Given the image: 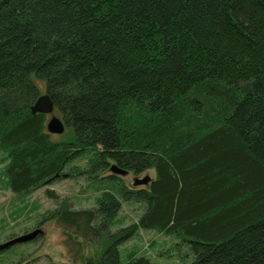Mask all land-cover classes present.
<instances>
[{
  "label": "trees",
  "instance_id": "trees-1",
  "mask_svg": "<svg viewBox=\"0 0 264 264\" xmlns=\"http://www.w3.org/2000/svg\"><path fill=\"white\" fill-rule=\"evenodd\" d=\"M45 94L65 142L31 111ZM0 153L19 196L86 156L76 174L112 185L49 215L75 263L124 264L120 246L156 231L186 264H264V0H0ZM112 165L155 178L99 179ZM124 203L144 212L112 232Z\"/></svg>",
  "mask_w": 264,
  "mask_h": 264
},
{
  "label": "rangeland",
  "instance_id": "rangeland-1",
  "mask_svg": "<svg viewBox=\"0 0 264 264\" xmlns=\"http://www.w3.org/2000/svg\"><path fill=\"white\" fill-rule=\"evenodd\" d=\"M40 86L44 87L42 83ZM55 115L60 117L56 113ZM50 119L51 115L48 116L47 124ZM71 134L72 131L66 129L63 135H53L52 140L58 143L65 142L69 140ZM4 157L0 153V245L34 232H38V235L26 243L9 247L0 255V264H81L72 261L65 244L66 236L53 219H48L49 215L59 209L63 201H67L74 210L94 209L104 191L111 192L112 185L108 182L95 181L86 174H76L77 169L89 168L90 157L86 156L75 160L65 169L64 175L55 179L52 184L29 195L19 196L7 185L3 172ZM146 174L155 178L152 170L141 176L129 173L127 176L119 177L123 184L131 188L136 177L142 178ZM108 175L110 171L101 173L98 178ZM141 188L144 187L136 189ZM143 212L144 207L140 204L124 203L117 225L113 227L112 232L137 223ZM81 241L87 256L95 254L101 248L98 242ZM179 243L176 238L170 239L156 231H140L138 237L120 246L119 251L124 264L128 260V255L133 252L138 256L149 257L157 264H186L189 252L183 246L177 247Z\"/></svg>",
  "mask_w": 264,
  "mask_h": 264
},
{
  "label": "water",
  "instance_id": "water-1",
  "mask_svg": "<svg viewBox=\"0 0 264 264\" xmlns=\"http://www.w3.org/2000/svg\"><path fill=\"white\" fill-rule=\"evenodd\" d=\"M34 115L45 114L51 115V119L47 124V130L51 135H63L66 131V125L64 121L55 115V106L50 97L45 94L40 96L35 105L31 108ZM110 173L119 176H127L130 172L127 170L120 169L117 165H112L110 167ZM153 182V178L146 174L144 177H136L134 182L131 184V188L136 189L140 187L148 188ZM38 235V232L16 238L9 241L6 244L0 245V249H6L16 244L26 243L34 239Z\"/></svg>",
  "mask_w": 264,
  "mask_h": 264
}]
</instances>
